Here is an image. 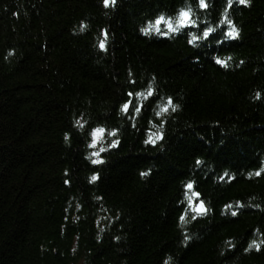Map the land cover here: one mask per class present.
Listing matches in <instances>:
<instances>
[{"label":"trees","instance_id":"trees-1","mask_svg":"<svg viewBox=\"0 0 264 264\" xmlns=\"http://www.w3.org/2000/svg\"><path fill=\"white\" fill-rule=\"evenodd\" d=\"M206 3L0 0V264H264V0Z\"/></svg>","mask_w":264,"mask_h":264},{"label":"snow or ice","instance_id":"snow-or-ice-1","mask_svg":"<svg viewBox=\"0 0 264 264\" xmlns=\"http://www.w3.org/2000/svg\"><path fill=\"white\" fill-rule=\"evenodd\" d=\"M117 0H104V5L105 7H113L115 6ZM239 3L242 4V5H248L250 6V3H251V0H239ZM201 7H203L204 9H207L208 8V4L206 3V0H201ZM192 20V17L190 16V14L188 12H182L181 13V18H180V27L181 28H188L189 27V22ZM167 24V28L175 33L177 31H179L173 24V22L171 20H165V17L163 16H160L158 19H156L155 21V27H149L147 31H145V35L148 36V35H151V33L153 31H155L157 34H160V35H167V33H164L162 31V25L164 24ZM105 38H107L108 36V32L107 30H105ZM204 36L205 37H208L210 36V33L208 32H204ZM227 37L228 38H231V39H236L239 37V31L238 30H235V31H229L227 32ZM100 48L102 50H107V45L103 42H101L100 44ZM218 64L221 63V61H217ZM129 110V106L128 105H125V111L127 112ZM103 129H97V136H100L102 133H103ZM113 136L116 135V133H113L112 134ZM161 139H163V137L161 136ZM119 144L120 142L119 141H114L112 143V147L113 148H117L119 147ZM93 163H96V164H101V163H104L103 160H97V161H93ZM142 175H148V173H142ZM99 177H95L94 179H98ZM188 188L191 189L193 188V185L192 184H189L188 185ZM199 195V193H198ZM196 212L200 213L202 216L204 215H207L208 213V209L206 208V206L203 204V203H200L199 207L195 209ZM259 250V249H258Z\"/></svg>","mask_w":264,"mask_h":264},{"label":"water","instance_id":"water-1","mask_svg":"<svg viewBox=\"0 0 264 264\" xmlns=\"http://www.w3.org/2000/svg\"><path fill=\"white\" fill-rule=\"evenodd\" d=\"M199 205H200V204H198L196 208H198V207H199ZM196 213H197L198 215H201V214H200V213H198V212H196Z\"/></svg>","mask_w":264,"mask_h":264}]
</instances>
